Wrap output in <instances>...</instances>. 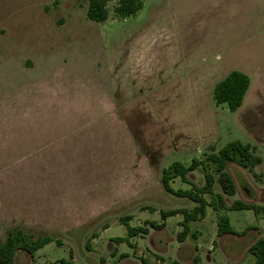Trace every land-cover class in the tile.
<instances>
[{"label": "rangeland", "instance_id": "obj_1", "mask_svg": "<svg viewBox=\"0 0 264 264\" xmlns=\"http://www.w3.org/2000/svg\"><path fill=\"white\" fill-rule=\"evenodd\" d=\"M142 2L118 17L112 1L94 23L87 0H0V242L16 229L54 240L14 264H255L219 248L218 218L261 240L264 220L197 191L207 171L225 205L264 206V0ZM165 31L172 52L151 50ZM233 70L250 79L235 112L213 99ZM235 141L262 163L227 164L229 197L207 157ZM172 164L186 173L167 191ZM179 192L204 198L203 219L185 223L199 204Z\"/></svg>", "mask_w": 264, "mask_h": 264}, {"label": "trees", "instance_id": "obj_2", "mask_svg": "<svg viewBox=\"0 0 264 264\" xmlns=\"http://www.w3.org/2000/svg\"><path fill=\"white\" fill-rule=\"evenodd\" d=\"M116 1L115 14L118 17L135 16L143 7L142 0H87L86 18L94 23H102L108 19L107 4ZM249 77L238 70H233L228 73L222 80L217 82L213 89V99L217 106H226L231 111H237L243 104L244 97L249 89ZM208 162L215 165L218 173V182L221 186L224 195L232 197L236 194V186L231 176L225 171L228 163H236L244 169L253 171L256 165L262 163L260 157L255 155L254 150L249 144H242L238 141L231 142L223 147L218 154H210ZM203 163V162H202ZM199 163L194 162V167ZM204 166V165H203ZM205 171V170H204ZM186 169L181 164H172L168 169L162 172L163 186L167 191H170L169 181L178 176H184ZM215 183L214 178L210 173L205 171V186L198 190L197 193L209 194L213 200L219 201V208L226 210H251L255 216H260L264 220V206H259L252 203H245L242 201H235L230 206H226L223 202V196L215 195L212 191ZM192 192H179L181 196H187L199 204L192 212H181L184 214L185 223L203 219L205 216V206L207 202L198 194ZM212 206L213 203L211 202ZM214 210L218 208L213 205ZM179 213V211L172 214ZM217 235L221 237L227 234H236L231 228L229 218L227 216H220L217 223ZM160 228V226H157ZM130 229L129 233L132 234ZM54 240L50 237H39L36 240H29V238L20 230L16 229L9 231L5 240L0 242V264H14L15 254L18 250L27 252L32 258L35 253L42 249L47 244ZM250 253L255 257V264H264V240L257 241L249 249ZM72 259V256H70ZM197 257H194L192 263L196 264ZM61 264H73L68 261H61Z\"/></svg>", "mask_w": 264, "mask_h": 264}, {"label": "crops", "instance_id": "obj_3", "mask_svg": "<svg viewBox=\"0 0 264 264\" xmlns=\"http://www.w3.org/2000/svg\"><path fill=\"white\" fill-rule=\"evenodd\" d=\"M158 39H157V41L154 43V46H155V48L156 49H154L153 47H152V49L151 50H154L155 52H162V53H169V52H172V48H171V44L169 43V39L171 40V38H169V36H168V34H167V32L165 31V32H162L161 34H158ZM210 68H215V67H210ZM210 68H208V70L210 69ZM242 72V71H241ZM244 73V72H243ZM247 75V74H246ZM248 76V75H247ZM223 79V78H222ZM221 79V80H222ZM220 81V80H219ZM218 81V82H219ZM217 83V82H216ZM215 86V85H214ZM249 88H250V86H249ZM249 90V89H248ZM248 92V91H247ZM246 95H247V93H246ZM246 95H245V97H246ZM245 97H244V100H245ZM244 102V101H243ZM229 164V163H228ZM227 167V166H226ZM227 206H230L229 205V203L227 202V204H226ZM251 211V210H250ZM229 223H230V220H229ZM231 226V225H230ZM232 228V227H231ZM233 229V228H232ZM248 231L246 232L245 230L243 231V232H237V231H235L234 229V232L236 233V234H227V235H223V236H221V237H218V235H217V237H218V239H219V248L220 249H222L223 250V252H225L226 253V255H227V257L229 258V259H231V260H234V261H237V262H240L241 261V259L243 258V256H244V254L246 253V252H250L249 251V249L251 248V246H253L257 241H259V240H261L260 239V237H259V235H258V232H257V230H254V228H252V227H248ZM218 230V229H217ZM244 232H246L245 234H244ZM246 235H249L250 237H252V236H254L255 235V237H254V239L252 240V242L249 244V245H247V246H244V247H242V249H241V251H240V253H238V254H234V253H232V251H229L228 253H227V250H226V248H229V247H232V248H234L235 246H237V242H239V241H241V240H243L244 238H245V236ZM253 255V254H252ZM254 256V255H253Z\"/></svg>", "mask_w": 264, "mask_h": 264}]
</instances>
